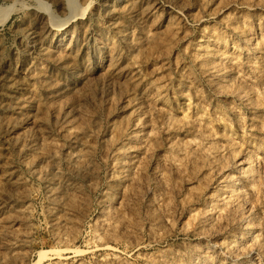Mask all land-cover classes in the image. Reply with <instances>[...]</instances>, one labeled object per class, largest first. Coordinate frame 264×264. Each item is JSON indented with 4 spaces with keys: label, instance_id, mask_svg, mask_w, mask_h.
<instances>
[{
    "label": "rangeland",
    "instance_id": "rangeland-1",
    "mask_svg": "<svg viewBox=\"0 0 264 264\" xmlns=\"http://www.w3.org/2000/svg\"><path fill=\"white\" fill-rule=\"evenodd\" d=\"M0 264H264V0H0Z\"/></svg>",
    "mask_w": 264,
    "mask_h": 264
},
{
    "label": "bare ground",
    "instance_id": "bare-ground-1",
    "mask_svg": "<svg viewBox=\"0 0 264 264\" xmlns=\"http://www.w3.org/2000/svg\"><path fill=\"white\" fill-rule=\"evenodd\" d=\"M14 11H15L14 6H10L7 9H5L4 12L0 14V23H5L10 18L11 14ZM48 256H49V251H39L38 257L34 261V264H40Z\"/></svg>",
    "mask_w": 264,
    "mask_h": 264
}]
</instances>
